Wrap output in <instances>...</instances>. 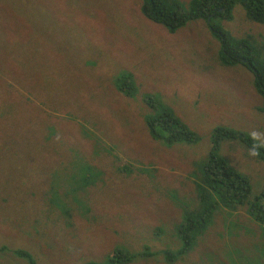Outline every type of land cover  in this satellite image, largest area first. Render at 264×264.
I'll return each instance as SVG.
<instances>
[{
	"label": "rangeland",
	"instance_id": "1",
	"mask_svg": "<svg viewBox=\"0 0 264 264\" xmlns=\"http://www.w3.org/2000/svg\"><path fill=\"white\" fill-rule=\"evenodd\" d=\"M178 1L191 10L193 0ZM142 5L0 0V202L12 209L35 195L45 199L55 178L64 201L77 199L75 186L89 185L77 202L90 212L80 217L70 204L78 223L64 234L77 259L92 252L100 262L99 253L121 247L153 254L134 264H264L262 225L245 209L223 206L188 256L170 262L163 253L185 247L179 227L199 207L196 185L215 129L245 131L264 145V98L253 72L221 64L210 23L192 21L171 34ZM232 13L216 24L264 43V24L251 22L241 4ZM109 16L111 25L103 20ZM124 74L135 96L118 89ZM147 96L164 101L199 140L154 139ZM218 154L262 191L264 163L246 146L224 140ZM25 227H17V243L40 249Z\"/></svg>",
	"mask_w": 264,
	"mask_h": 264
},
{
	"label": "trees",
	"instance_id": "2",
	"mask_svg": "<svg viewBox=\"0 0 264 264\" xmlns=\"http://www.w3.org/2000/svg\"><path fill=\"white\" fill-rule=\"evenodd\" d=\"M60 1L62 0H55V3L58 4ZM236 4L244 6L251 22L264 24V0H193L191 10H187L178 0H143L142 13L149 21L165 27L171 34L185 28L192 21L204 20L209 23L210 19L209 26L222 44L221 64L243 65L253 72L256 76V90L264 98V43H260L254 36L238 39L226 28L216 24L219 18L232 21V11ZM103 20L111 25L110 16ZM129 76L132 77L129 74L119 76L117 86L121 93L135 96L138 89ZM146 103L156 112L147 119L154 139L165 141L169 145L199 140V136L167 107L164 101L147 96ZM259 111L264 113V105ZM224 140L236 141L246 146L264 163V145L253 134L227 127L215 129L210 160L204 165L200 182L196 185L199 207L179 227V234L184 239L185 247L179 251L163 252L170 262L188 256L187 253L191 252L197 241L202 239V235L213 222L215 213L222 206L235 211L245 209L252 220L259 222L264 228V188L259 193L255 192L251 179L233 168L226 158L218 154ZM57 179L51 181L49 192L53 189L56 191L53 196L43 199L35 195V198L25 200V203L22 200L12 209L4 207L5 201L0 202L1 262L4 261V264H134L139 257L153 256L149 252L132 254L124 248L117 247L107 255L99 253L97 257L105 256L100 262L91 261L92 252L86 253L84 258L77 259L78 253L65 243L67 238L64 234L67 228L75 227L78 223L75 218L71 219L75 217V209L70 208V204L75 203L77 212L84 213L80 217L84 218L86 212H90V209H84L77 201L79 196L85 197L84 192L91 190V187L75 186L70 194L77 195V199L73 201L68 198L64 201L65 195H62L55 185ZM86 198L91 199L89 195H86ZM84 201L81 202L83 205ZM22 225L29 226L33 242L38 244L40 249L34 247L32 249L28 241L17 243L16 229ZM2 227L11 229L6 233L1 229ZM74 254L77 260L73 257ZM44 255V259H41Z\"/></svg>",
	"mask_w": 264,
	"mask_h": 264
},
{
	"label": "clouds",
	"instance_id": "3",
	"mask_svg": "<svg viewBox=\"0 0 264 264\" xmlns=\"http://www.w3.org/2000/svg\"><path fill=\"white\" fill-rule=\"evenodd\" d=\"M56 194V191L53 189L52 191H51V193L49 194V196H53V195H55ZM86 199V198H85ZM84 199V200H85Z\"/></svg>",
	"mask_w": 264,
	"mask_h": 264
},
{
	"label": "water",
	"instance_id": "4",
	"mask_svg": "<svg viewBox=\"0 0 264 264\" xmlns=\"http://www.w3.org/2000/svg\"><path fill=\"white\" fill-rule=\"evenodd\" d=\"M209 23H210V19H209Z\"/></svg>",
	"mask_w": 264,
	"mask_h": 264
}]
</instances>
